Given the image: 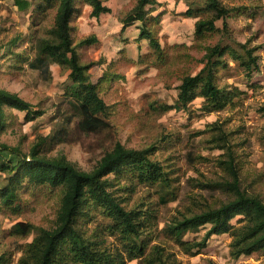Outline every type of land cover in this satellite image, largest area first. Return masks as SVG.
I'll use <instances>...</instances> for the list:
<instances>
[{
  "label": "rangeland",
  "instance_id": "rangeland-1",
  "mask_svg": "<svg viewBox=\"0 0 264 264\" xmlns=\"http://www.w3.org/2000/svg\"><path fill=\"white\" fill-rule=\"evenodd\" d=\"M29 1L27 9H20L14 0H0V89L16 93L43 113L28 119L25 111L3 105L6 117L0 141L18 146L22 153L38 144L41 155L64 159L86 171L116 141L129 148L153 146L151 157L162 165L167 183H129L109 174V189L126 209L149 207L155 213L154 222L142 234L147 243L144 255L157 259L161 254L180 264H264L261 251L233 257L227 233L211 235L199 253L188 255L165 232L174 216L216 207L232 198L225 190L203 184L230 179L220 162L226 153L220 147L223 141L218 139V127L232 150L240 188L264 201V0H222L237 8L226 17V29L222 30L218 19L219 30L200 39L193 33L196 18L180 14L191 0H158L153 13L160 12L157 37L166 55L163 62L147 54L148 41L138 36L140 21L121 30V19L136 0H103L110 11L97 18L90 15L89 5H83L81 14L70 23L73 43L81 61H98L89 68L92 81L105 71L112 73L111 81L100 91L110 113L98 130L90 132L76 127L74 108L65 95L70 83L65 68L52 63L51 76L44 79L24 61L19 67L14 65L18 61L15 52L26 50L29 58L34 56L35 45L55 21L56 9L39 11L35 6L40 0ZM91 34L96 35V42L80 44ZM233 40L256 46L259 55V68L250 80L233 62L231 68L219 71L221 84H233L243 91L233 103L208 111L197 97L184 109L162 108L175 103L181 77L202 67L205 46ZM6 182L7 173L0 171V185ZM59 194L46 185L27 184L13 206L0 208V255L16 262L25 243L35 235V226L54 225ZM104 221L99 215L93 217L84 225V232L106 250H120L121 243L103 228ZM15 223L24 231L15 228ZM27 225L33 228L26 231ZM207 226L184 232V238L201 239ZM144 262L142 258L125 259V264Z\"/></svg>",
  "mask_w": 264,
  "mask_h": 264
},
{
  "label": "trees",
  "instance_id": "trees-1",
  "mask_svg": "<svg viewBox=\"0 0 264 264\" xmlns=\"http://www.w3.org/2000/svg\"><path fill=\"white\" fill-rule=\"evenodd\" d=\"M14 2L20 9H27L31 4L29 0ZM85 4L91 8L90 15L96 18L110 11L103 0H40L35 9H56L54 24L35 45L33 57L29 58L26 50L14 53L18 60L14 65L19 67L20 61H24L44 79L50 78L52 63L65 68L70 80L65 95L74 108L76 127L90 132L98 130L103 125L104 117L110 113V105L104 101L100 91L111 81L112 73L105 71L96 82L92 81L89 68L98 61H81L73 43L70 23L81 14ZM156 5H159L158 0H136L121 19V30L134 21H140L138 36L147 39L150 50L147 54L151 53L163 62L166 55L157 37L160 12L153 13ZM236 9L222 0H191L180 14L196 18L193 33L195 38L200 39L219 30L216 25L218 19L222 20V30H225L226 17ZM96 41V35L91 34L82 38L80 44ZM204 50L202 67L194 74L181 77L175 103L164 104L162 108L184 109L192 100L201 97L203 108L208 111L220 110L233 103L234 98L243 91L233 84H221L222 74L219 71L231 68L229 63L233 62L250 80L252 73L259 68L257 47L249 46L246 42L218 41L205 46ZM3 105L25 111L28 119L43 113L31 108L16 93L0 89V133L6 117L2 111ZM217 136L223 141L220 147L225 148L226 153L220 162L225 165L230 179L203 184L225 190L232 194V198L216 207L174 216L165 225L166 236L188 255L199 253L211 235L223 233L231 236L229 246L233 257L254 251L264 254V201L240 188L236 162L220 127ZM154 149L153 146L129 148L116 141L94 167L86 171L74 168L64 159L41 155L38 144L31 145L27 153H22L18 146L0 141V171L7 173V182L0 185V208L13 206L19 190L27 184L46 185L60 192L54 225L49 228L35 226V235L25 243L16 262L1 254L0 264H125L126 258H142L144 264H180L161 254L157 255V259L150 254L144 255L147 243L142 234L154 222L155 213L149 207L126 209L109 189V174L129 183H167L168 177L162 165L151 157ZM97 215L105 220L103 228L121 243L120 250L110 252L84 232V225ZM21 226L20 223L14 225L23 232ZM27 226L26 231L33 228V225ZM203 226L207 227L201 239L184 238V232L196 231Z\"/></svg>",
  "mask_w": 264,
  "mask_h": 264
}]
</instances>
